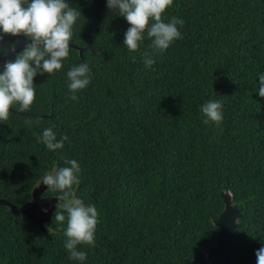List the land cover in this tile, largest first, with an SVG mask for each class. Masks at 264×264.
Returning <instances> with one entry per match:
<instances>
[{
  "label": "trees",
  "instance_id": "1",
  "mask_svg": "<svg viewBox=\"0 0 264 264\" xmlns=\"http://www.w3.org/2000/svg\"><path fill=\"white\" fill-rule=\"evenodd\" d=\"M68 2L81 10L71 44L95 51L72 48L60 71L35 78L31 111L12 109L0 122V198L24 205L46 173L75 159L76 196L99 213L95 244L78 246L87 258L72 260L56 211L44 234L0 205V264H208L223 191L241 214L230 264H256L264 247V0H174L164 19H183V38L151 69L143 56L151 41L129 52L130 25L107 0ZM16 40L27 39L4 38ZM81 63L91 82L72 100L67 72ZM211 100L223 103L219 127L203 123ZM45 128L69 137L63 149L38 142Z\"/></svg>",
  "mask_w": 264,
  "mask_h": 264
},
{
  "label": "clouds",
  "instance_id": "2",
  "mask_svg": "<svg viewBox=\"0 0 264 264\" xmlns=\"http://www.w3.org/2000/svg\"><path fill=\"white\" fill-rule=\"evenodd\" d=\"M174 0H107L110 13L123 17L130 27L124 33V46L129 52L140 49L145 36L151 41L153 52L143 53L144 64L151 69L156 63L154 56L166 52L175 41L182 39L180 28L184 21L164 16L173 6ZM81 10L70 6L68 0H0V56L7 58L9 48L15 53L14 60L0 61V122H7L12 109L28 113L36 100L37 75H54L63 68V61L72 51L73 28ZM5 37H24L31 41L22 52H16L15 44L5 47ZM68 88L72 100H78L77 92L86 89L90 82V68L87 63L73 66L68 72ZM258 94L264 99V73L258 76ZM204 124L221 125L224 118L223 103L211 100L201 107ZM48 150L64 148L63 135L59 140L52 128L43 129L37 136ZM67 166L46 173L41 184L48 191L58 192L54 222L64 224L66 240L64 247L70 259L83 262L87 254L78 250L80 245L94 246L99 213L95 205H85L77 198L76 186L81 183V167L75 159L65 160ZM66 213L67 215L65 216ZM240 223V221H237ZM51 233V227H49ZM256 264H264V247L256 251Z\"/></svg>",
  "mask_w": 264,
  "mask_h": 264
},
{
  "label": "water",
  "instance_id": "3",
  "mask_svg": "<svg viewBox=\"0 0 264 264\" xmlns=\"http://www.w3.org/2000/svg\"><path fill=\"white\" fill-rule=\"evenodd\" d=\"M28 43H31V41L25 40L23 42H19L16 40L14 43L16 51L23 50ZM3 44L6 48L9 47L5 41H3ZM70 47L77 48L73 44H71ZM77 49L80 51V54L87 49L95 51L93 46ZM9 51L10 55L7 58H4V63H7L8 60L14 58L15 53H12L10 48ZM2 71L3 68H0V72ZM54 170H57V168ZM41 182L42 179L33 188L30 200L24 205L17 206L3 198H0V205L8 207L14 213L22 214L28 217L44 234H48L50 233L48 225L57 209L56 205L58 201L56 198L58 196H44V194L48 191V188L47 186L41 184ZM222 197L225 203L224 209L220 216L213 220V224L218 230L216 245L205 251L208 264H230L236 245L235 229L240 226V223H237V221L241 220V214L237 209L236 204L233 202V195L229 191H223Z\"/></svg>",
  "mask_w": 264,
  "mask_h": 264
},
{
  "label": "flooded vegetation",
  "instance_id": "4",
  "mask_svg": "<svg viewBox=\"0 0 264 264\" xmlns=\"http://www.w3.org/2000/svg\"><path fill=\"white\" fill-rule=\"evenodd\" d=\"M13 112H17L16 110H12Z\"/></svg>",
  "mask_w": 264,
  "mask_h": 264
}]
</instances>
